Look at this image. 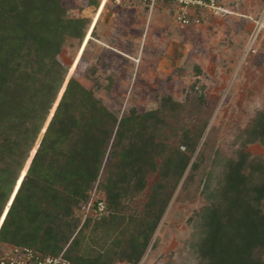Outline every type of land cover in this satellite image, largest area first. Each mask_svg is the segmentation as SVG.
Returning a JSON list of instances; mask_svg holds the SVG:
<instances>
[{
	"label": "trees",
	"instance_id": "obj_1",
	"mask_svg": "<svg viewBox=\"0 0 264 264\" xmlns=\"http://www.w3.org/2000/svg\"><path fill=\"white\" fill-rule=\"evenodd\" d=\"M90 24L68 17L62 0H0V246L139 264L183 195L199 204L184 264H264V161L246 151L264 145V108L226 149L205 136L203 96L114 112L59 59Z\"/></svg>",
	"mask_w": 264,
	"mask_h": 264
},
{
	"label": "rangeland",
	"instance_id": "obj_2",
	"mask_svg": "<svg viewBox=\"0 0 264 264\" xmlns=\"http://www.w3.org/2000/svg\"><path fill=\"white\" fill-rule=\"evenodd\" d=\"M97 2L94 11L87 0H62L68 17H86L91 24L82 44L69 42L59 59L69 66L67 77L74 75L92 89L108 109L133 107L142 113L155 109L164 96L179 102L203 96L205 112L212 114L205 136L226 149L237 128L264 108V0H219L223 12H203L186 27L164 5L149 15L141 0ZM246 151L264 161L259 142ZM175 198L139 264L187 262L186 221L199 204L183 195ZM89 208L84 206L83 217ZM7 247L1 245L0 253Z\"/></svg>",
	"mask_w": 264,
	"mask_h": 264
},
{
	"label": "built area",
	"instance_id": "obj_3",
	"mask_svg": "<svg viewBox=\"0 0 264 264\" xmlns=\"http://www.w3.org/2000/svg\"><path fill=\"white\" fill-rule=\"evenodd\" d=\"M147 8L148 14L153 12L156 6L164 5L180 26L186 27L191 20L207 12L218 16L223 12L218 5L219 0H141ZM7 249L0 253V264H73L65 257V249L58 255L42 256L40 253L30 249L7 245Z\"/></svg>",
	"mask_w": 264,
	"mask_h": 264
},
{
	"label": "snow or ice",
	"instance_id": "obj_4",
	"mask_svg": "<svg viewBox=\"0 0 264 264\" xmlns=\"http://www.w3.org/2000/svg\"><path fill=\"white\" fill-rule=\"evenodd\" d=\"M22 178H23V174H22ZM17 187H19V182L17 183ZM13 196H15V193H13ZM12 201H9V204H11ZM7 208L4 210V214H0V223H2L5 219V215L7 214Z\"/></svg>",
	"mask_w": 264,
	"mask_h": 264
},
{
	"label": "water",
	"instance_id": "obj_5",
	"mask_svg": "<svg viewBox=\"0 0 264 264\" xmlns=\"http://www.w3.org/2000/svg\"><path fill=\"white\" fill-rule=\"evenodd\" d=\"M69 80V79H68ZM68 82V81H67ZM67 84V83H66Z\"/></svg>",
	"mask_w": 264,
	"mask_h": 264
}]
</instances>
